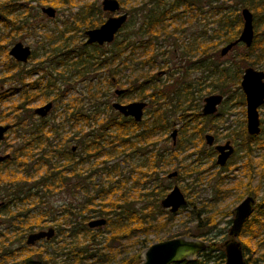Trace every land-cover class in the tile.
<instances>
[{"label": "trees", "instance_id": "trees-1", "mask_svg": "<svg viewBox=\"0 0 264 264\" xmlns=\"http://www.w3.org/2000/svg\"><path fill=\"white\" fill-rule=\"evenodd\" d=\"M21 1L26 3L30 0H8L0 3V27L32 34L35 26H29L28 19L29 17L37 19V17H33L30 10L26 11L19 4ZM76 1L84 0H52L51 5L54 7L73 5ZM125 1L118 0L121 6ZM148 2L152 6L147 10L139 27L122 34L123 29L128 27L126 23L113 42L104 47L97 45L88 47L82 44L75 49L70 48L72 42L65 37V33L68 32L66 28L59 32L55 40L48 37L47 45L50 46V50L46 58L50 63L56 62V64L65 66L64 71L60 73L63 78L66 72L77 73L80 78L100 70H106L110 75L105 79V83L101 84L99 81L95 88L88 87L95 93H90L88 90V101L92 107L87 111L82 108V100L78 97L65 101L64 96L67 90L56 87L60 76L53 78L49 74L44 83L40 84L36 81V83L23 86V90L15 88L12 91V95L18 94L20 97L18 103H13L10 108V112L14 115L11 128L16 132L23 131L25 138L10 153V159L0 164V188H3L0 213L2 226L6 231V235H2L0 241V264H85L88 260H93L95 264H113L117 258L113 244L121 238V235L133 230L132 228L129 230V224L135 221L136 229L146 233L148 227L151 226L148 220L152 219V214L164 212L160 201L166 196L165 190L168 187L164 188L157 175L160 169L163 170L164 166L170 163V159L165 157L167 152L165 153L164 150L154 149L152 152L149 148L156 147L155 137L165 134L173 127V123L170 122L171 102L169 100L179 98L181 95L184 96L188 105L180 109L178 114L177 119L181 124L180 136L176 147L169 148L168 157L177 158L192 137L199 143L201 142L205 119L200 115L199 105H192L194 93L189 90L192 87L190 84L179 83L176 89H172L166 84L159 86L157 81L152 80L151 87H149L151 93L147 94V77H143L145 82H140L139 78H136V81L130 83L129 88L137 94L140 100H144L146 96L151 99L150 108L145 114L147 118H143L141 123H134L112 109L109 103L110 98L112 99L109 87L114 86L112 80L118 74V67L127 68L126 62L138 48H153L154 41L160 33L165 32L166 35H170L167 33L169 22L182 18L184 15H194L196 10L201 16L203 8L199 6L201 0H148ZM246 2L241 0L243 8H250L253 11V24L256 26L259 10L257 3L253 2L249 5ZM260 8L264 9V3ZM223 12L222 5L214 9V13L219 14L216 20L217 27L212 35L216 40L214 44L216 48L220 43L225 45L234 41L242 27L241 17L236 11L229 14ZM101 15V9L97 4L85 3L75 13L74 26L71 29L79 31L83 37L84 31L96 28L103 23ZM174 30L177 29L174 28ZM8 35L10 37V34ZM258 36L255 33L252 45L248 49V53L258 52L256 53L257 60L250 61L247 55L240 56V60L236 63L237 78L241 77L242 68L261 64L264 58V30L260 34L261 38ZM145 37L147 40L144 39ZM199 50L201 54L206 53L204 43L199 44ZM191 51L192 45L186 46L183 52L184 57ZM151 56L152 54H149L141 64H149L152 60ZM34 57L35 53L30 59L33 60ZM192 66V69L213 72L219 83L222 82L220 77L226 76L225 70L220 69L213 62L209 66L208 63L200 61L197 66L196 63ZM6 68L12 72L18 68V65L10 60ZM187 68L190 69V67ZM187 68L183 66V73H186ZM27 75H31V72ZM13 76L18 77L17 84H22L25 80V77L18 73ZM13 76L9 75L8 78H13ZM65 82L66 80L63 79V83ZM236 90L238 99L244 104L240 89ZM219 93L226 95L222 89ZM3 98L0 97V101ZM164 99L167 101L161 102ZM35 100L52 101L54 111L59 109L61 111L59 119L45 117L33 120L35 119L33 110L28 106ZM189 108L192 110V117L188 116ZM2 115L7 118V115ZM66 126L69 130L66 132L67 136L62 135ZM238 133L240 135L236 134L235 137L242 136L241 147L249 159L253 138L246 135L244 128ZM53 139H57L56 143ZM257 140L260 141L258 146L264 149V142L262 143L264 140L259 138ZM69 145L72 146L68 148ZM135 159L136 166L131 163ZM122 163H130V172L136 174V180L131 188L136 190L137 197H141L142 193L141 198L145 199L146 204L141 208H133L130 204L131 188L126 187L127 181L120 174ZM86 164H89L88 167L83 168ZM250 166L248 160L246 167L250 168ZM39 167L44 169L42 175L38 172ZM261 167L264 176V157ZM189 168L187 166L179 170V177L196 173V169ZM37 173L38 178H35ZM101 175L106 176L107 180L97 183L95 178ZM149 181L153 182L151 191L143 192L138 189L146 188ZM183 190L187 192L185 188ZM247 193L251 195L249 185ZM56 195L63 197L58 206L52 202ZM28 204L32 209L38 210L36 215H31L29 208H20ZM188 204L194 209L193 203L189 200ZM205 213L207 214V211ZM205 213H196L192 210L190 214L195 221L194 230H187L182 236L192 239L203 238L204 230L216 225L214 216L207 214L204 219H201ZM260 217L264 218L263 209L254 212L242 233L244 239L241 245L246 264H264V253L254 260L246 256L251 250L258 248L259 228L257 225L263 224ZM94 218H102L106 221L103 226L110 228L109 237L102 236L103 226L94 229L88 227V223ZM171 219L170 213H166V221ZM253 220H256L258 224L253 225ZM48 223L52 224L56 234L52 240L44 241L47 247L42 250L26 246L23 237L47 227ZM144 224L147 226H143ZM125 227L129 231H126ZM9 234L13 236V239L8 236ZM101 242H103L102 245H100ZM146 243L147 240H143L142 247ZM48 249H50L49 252ZM138 258V255H131L117 264H135ZM224 263L222 245L211 243L208 249L198 254L195 261H183L178 264Z\"/></svg>", "mask_w": 264, "mask_h": 264}, {"label": "rangeland", "instance_id": "rangeland-1", "mask_svg": "<svg viewBox=\"0 0 264 264\" xmlns=\"http://www.w3.org/2000/svg\"><path fill=\"white\" fill-rule=\"evenodd\" d=\"M8 0H0V3ZM52 0H30L29 2H19L26 11L30 10V13L33 17H37V19H33L29 17L28 25L35 26V31L32 34H27L25 31L14 30L13 28L2 29L0 27V96L4 97L3 100L0 101V125H10L12 127L13 117L14 115L10 112V108H12L13 103H18L20 95L14 94L12 95V91L16 89L23 90V86H28L30 84L39 82L44 83L46 80V76L49 74L52 77H59L60 80L57 81L56 87H59L63 90H67L66 95L64 96L65 101H68L71 98L78 97L82 100V108L87 111L91 108V104L88 101V87L91 86L95 88L99 81L105 83V79L110 75L107 74L106 70H100L98 72H91L83 78H80L77 73L70 72L65 73V78H63L60 73H62L65 69V66L61 64H56V62L50 63L47 57V52L50 50V46L47 45L48 37L55 40L59 35L61 30L67 29L65 37L68 38L72 42L70 48L81 46L85 42V36H81L79 31H74L71 29L74 26V15L77 10L85 3H95L100 7L102 0H84V1H76L73 5H62V6H52ZM246 3L252 5L253 2L257 3L258 6V15H257V25H254V35L258 34V38L260 34L264 30V9L260 8L264 0H245ZM222 5L224 10L223 13H231L236 11L240 15V11L243 8L241 4V0H201L199 6L203 8L202 14L198 18H193L190 15H184L182 18L169 22L167 24V33L170 35H166L165 32L160 33L157 40L154 41L153 48H138L130 57V59L126 62L127 68L120 71L117 74V78L119 79V86L117 87H109L110 98L109 103L115 99L114 90L116 88H126L130 86V83L136 81V78H139L138 81H144L148 75L159 74L157 84L160 86L161 84H166V86H171V88L176 89V86L180 83L190 84L192 89L190 88L194 94L192 95V105H199L202 107L203 99L212 94H220L219 90L222 89L226 92V97L224 100L226 102L222 103L217 111V115H219L213 121L205 122V132L203 134H210L215 137L217 144H223L230 138H227V135L230 137L233 134L241 131V127L244 125L245 120V105L240 104L238 99V91L237 88L240 89L239 82L240 78L236 77L237 70V62L240 60V56L247 55V59L250 61H256V53H248V49L244 47V45L239 44L232 51H230L225 57L220 58L219 51L221 47L224 45L222 43L218 44L216 48L214 44H216V40L213 38L214 30L217 27V18L219 16L218 13H214L215 7ZM151 3L148 0H126L124 5L121 6L119 13H127L128 14V22L127 28L123 29L122 34L129 33L133 30H136L139 25L142 23L144 19V15L147 10L151 7ZM52 7L56 10V15L54 18L49 19L41 13L42 8ZM101 9V8H100ZM252 14L253 11L248 8ZM102 22L106 21L108 17L111 15L109 13L102 12ZM118 13V14H119ZM39 15V16H38ZM116 16V15H115ZM255 19V20H256ZM236 23V22H235ZM177 29V30H174ZM242 28V27H241ZM241 29L239 30L240 33ZM10 34V37L9 35ZM239 35V34H238ZM9 37V38H8ZM212 37V38H211ZM121 38L120 36L118 37ZM147 40V37L144 38ZM17 42H21L23 45L30 47L32 52L35 53V57L33 60H30L27 64L24 65L22 71L25 73L28 71H32L31 75H26L25 80L22 84L16 82L18 81L17 76H13V72L5 70V66L8 65L10 60H13L9 55L8 51ZM204 43L206 46L207 53H211L212 62L220 69L225 70L226 76H221V83L217 80L216 74L213 72H204L203 70L197 69L194 70L192 67L188 69L185 67L186 73L183 69V65L186 63L184 59H182V52L189 44L194 45ZM152 54V63L149 65H142V61L146 59V57ZM198 57H201L199 51L197 49L194 51L193 56L186 58L189 61H196ZM165 60V61H163ZM186 60V61H187ZM261 64L253 67L256 70L264 72V58L261 60ZM43 63V64H42ZM120 68H122L120 66ZM244 68H242L243 72ZM166 71V73H165ZM13 76V78H8V76ZM169 76V77H168ZM63 79L66 80L63 83ZM114 79V78H113ZM238 81V83H237ZM113 83V82H112ZM219 83V84H218ZM101 87V85H99ZM103 90L105 91V86L103 84ZM150 90V88H147ZM90 91V90H89ZM241 92V90H239ZM93 90L90 91V93ZM149 92V91H148ZM171 92V91H170ZM169 92V93H170ZM190 100V99H189ZM123 101L125 102H133L140 101L137 94H129L126 96ZM167 101V100H166ZM165 101V102H166ZM171 102L170 106V122L173 123V127L169 129L163 135L155 137L156 147L151 149L153 152L154 149L161 150H169L172 145V141L170 138V133L174 129H178L180 126V122L177 117L180 113V109L185 108L188 104L184 100V96L176 97L174 100H169ZM49 102V101H48ZM52 102V101H50ZM47 102L35 100L32 104L28 106V108H38ZM169 103V102H168ZM176 105V106H175ZM178 105V106H177ZM191 108V107H190ZM189 108V109H190ZM188 109V108H186ZM59 112L54 111V105L52 110L48 113L47 119L51 117H56L59 119ZM259 118L261 121V133L258 136L259 139L264 140V105H262L258 109ZM2 114L7 115V118H4ZM35 119L33 120H36ZM145 118L147 116L145 115ZM14 129V127H13ZM69 131L67 126L63 129L62 135H68L66 132ZM11 130L5 135L4 142L0 144V156L4 154L12 153L13 149L16 148L17 145L21 144L25 138L23 131L16 132ZM190 133V132H189ZM179 137H177L178 139ZM54 143H56V140ZM197 139L194 137L191 138V142L187 143V147L179 153L177 158L168 157V152L165 154V157L170 159V163L163 170H159L157 178L162 182V185L168 187L165 190V193H169L174 185L178 186L182 193L185 195L187 201L193 203L194 209L188 203L181 207L176 213L170 214L172 216L171 220L166 221V213L168 211L166 209H162L164 212L154 213L152 214V219H147L150 227L146 233L136 229V222L133 221L129 224V230L132 228L131 232H126L121 235V238L116 240L113 244L114 251L117 254V258L113 264H117V262L121 261L123 258H128L131 255H138V259L135 264H141L144 258V252L153 244L158 242H163L166 240L181 238L186 236H182V234L187 230H194L195 221L193 220V216L190 212L193 210L194 212L205 213L207 211L208 215L214 216V221L216 223L213 228H206L204 230L205 236L203 238H196L195 240L201 241L205 244V250L209 248L211 243H220L221 245L227 239V232L229 229V224L227 223L229 219L228 213L233 211L234 208L240 203V197L245 195V189L242 188L248 181L247 177V169L244 167V162L246 160L243 157L244 151L241 149L238 150L239 144H241V137L238 138L237 141H233V145L237 148V152L235 156L231 159L232 164L228 170H220L219 167L215 164V157L209 155V148L205 145L203 139L202 143H198ZM264 141H262L263 143ZM69 145L68 148H70ZM251 154L249 159L252 160L254 168L253 174V182L252 187L258 188L257 200L264 199V178L259 177V173L261 172L260 162L263 161L264 157V149L256 146V143L253 142L251 148ZM38 152V150H36ZM119 161V160H118ZM133 161V160H132ZM136 159L134 162H131L134 166H136ZM259 164V165H258ZM89 164L83 166V168H87ZM120 166V174L126 179L127 188H131L136 180V174L134 172H130V163H122ZM132 165V166H133ZM190 167L189 169H196V173L191 174L185 177H177L176 179H167V175L173 171H179L183 167ZM44 169L43 167L38 168V172L42 175ZM35 178H38V173L35 174ZM114 179V178H113ZM106 176L101 175L95 178L97 183L103 181L106 182ZM115 180V179H114ZM152 181L147 183L146 188H138L141 191H151L152 190ZM238 184H241L237 187ZM186 189L187 192L183 189ZM130 204L133 208H141L145 205V199L141 197H137V192L134 189H130ZM3 188H0V203L3 199L2 197ZM63 199L62 195H56L52 202L56 203V206L60 205V201ZM260 204V203H259ZM21 209H30L31 215H36L38 212L37 209H32L31 206L25 205L21 206ZM19 208V209H20ZM202 215L201 219L207 215ZM192 216V217H191ZM102 218H94L92 220H97ZM263 224L257 225L259 228V236H258V248L257 250L250 251L246 256L256 259L261 253H264V218H259ZM91 220V221H92ZM162 223L164 225H162ZM49 224V223H48ZM255 224V225H256ZM143 226H147L144 224ZM154 226V227H153ZM49 227H52V224H49L47 227L40 229L45 230ZM128 228L125 227L126 231H129ZM110 228L108 226H103L101 228L102 236L109 237ZM38 231V230H36ZM35 232V231H34ZM0 241L2 239V235H6V231L2 226V215L0 213ZM26 234L23 237V241L25 242ZM11 239L13 236L11 234L8 235ZM147 240L146 245L142 247L141 242L143 240ZM205 239V240H204ZM240 241V239H236ZM101 242L100 245H102ZM16 246V244L14 245ZM47 245L41 241L32 248L34 249H42L44 250ZM253 247V246H252ZM204 250V251H205ZM223 250V247H222ZM48 252L50 249L47 250ZM216 254V253H214ZM198 255L190 256L186 258L184 261L191 262L197 259ZM85 264H95L93 260H88Z\"/></svg>", "mask_w": 264, "mask_h": 264}, {"label": "water", "instance_id": "water-1", "mask_svg": "<svg viewBox=\"0 0 264 264\" xmlns=\"http://www.w3.org/2000/svg\"><path fill=\"white\" fill-rule=\"evenodd\" d=\"M120 3L118 0H102L101 10L109 14H118L120 11ZM42 13L49 19L55 17L56 10L52 7L42 8ZM240 15L243 21L242 29L238 38L225 45L220 50V56H225L237 44L243 43L246 47H250L254 38L253 15L248 8H242ZM127 20V14L122 13L116 16L109 17L100 26L88 29L84 32L86 37L85 45L97 44L102 46L113 42L115 35L122 28ZM31 54L30 48L18 42L15 43L9 50V55L15 61L26 63ZM240 88L245 95L246 101V131L249 135L254 136L260 133V121L258 108L264 103V72L254 68H246L242 74ZM120 92L117 91V94ZM222 97L220 95H211L204 99L202 113L204 115L213 114L216 107L220 104ZM112 109L118 111L125 117H132L136 122H140L142 118V110L145 107L144 103L134 102L128 105H119L112 103ZM52 109V103L47 102L44 105L36 108L34 113L40 118H45ZM9 126H0V141L3 140L4 134L8 131ZM174 139L176 131L171 134ZM206 143L212 145L213 137L205 136ZM218 154L217 164L223 166L232 153V148L229 143L223 146L216 147ZM9 156L0 157V161L7 159ZM176 173L170 174L168 177L175 176ZM253 199L245 198L235 210V218L232 222L230 235L236 237L240 232L243 223L252 213ZM186 204V200L177 186L160 201V206L163 209L169 210L170 213H176L178 209ZM106 221L104 219L92 220L88 223L90 229L102 227ZM54 235L53 229L40 231L29 234L26 238V245L33 246L37 241L42 239H50ZM205 244L195 239H187L185 237L174 238L163 242H158L150 246L144 252V258L141 264H178L183 262L190 256H196L205 250ZM225 263L224 264H246L243 256L240 243L236 241L226 242L224 244Z\"/></svg>", "mask_w": 264, "mask_h": 264}, {"label": "flooded vegetation", "instance_id": "flooded-vegetation-1", "mask_svg": "<svg viewBox=\"0 0 264 264\" xmlns=\"http://www.w3.org/2000/svg\"><path fill=\"white\" fill-rule=\"evenodd\" d=\"M121 6V5H120ZM100 8H101V4H100ZM42 10V9H41ZM102 11V10H101ZM103 12V11H102ZM41 13H42V11H41ZM105 13V12H104ZM252 13V12H251ZM43 14V13H42ZM119 14H121V13H119ZM127 14V13H126ZM44 15V14H43ZM55 15H56V13H55ZM111 16H115V15H118V14H110ZM190 15V14H189ZM192 15V14H191ZM253 15V14H252ZM45 16V15H44ZM110 16V17H111ZM193 16V18L195 19V18H198L199 16H200V13L196 10V12L194 13V15H192ZM240 17H241V15H240ZM109 18V17H108ZM127 21H128V14H127V20H126V22H125V24L127 23ZM241 21H242V18H241ZM253 21H254V17H253ZM104 23V22H103ZM124 24V25H125ZM242 24H243V21H242ZM123 25V26H124ZM123 26H122V28H123ZM121 28V29H122ZM121 29L117 32V34L121 31ZM242 29V28H241ZM253 29H254V24H253ZM85 32V31H84ZM117 34L115 35V37L117 36ZM240 34V33H239ZM85 36V35H84ZM239 36V35H238ZM114 37V38H115ZM238 38V37H237ZM236 38V39H237ZM235 39V40H236ZM85 40H86V37H85ZM234 40V41H235ZM233 42V41H232ZM18 43V42H17ZM21 43V42H20ZM85 43V42H84ZM239 44H242V45H244L243 43H239ZM239 44H237L236 46H238ZM84 46H88V47H91L92 45H97V44H91V45H85V44H83ZM106 45H109V44H104V45H102V46H99V45H97V46H99V47H104V46H106ZM190 45H192V44H189L188 46H190ZM225 45H227V44H225ZM225 45H223L222 47H221V49L225 46ZM13 46V45H12ZM196 47L195 48H193L194 47V45H192V51H191V53L190 54H188L186 57H184V54H183V52H182V56L183 57H181L182 59H184V62L186 63L185 65H183V66H185V67H193L192 65H195V63H196V66H197V64H198V62H200V61H203L205 64H209V66L212 64V56H211V53H207V51H206V53L205 54H201L200 53V50H199V44H196L195 45ZM235 46V47H236ZM234 47V48H235ZM244 47L246 48V49H249L250 47H246L245 45H244ZM30 48V47H29ZM233 48V49H234ZM197 49H198V51H199V54H200V56L201 57H198L197 58V60L196 61H189L190 60V58H191V56H193V54H194V51L196 50V52H197ZM220 49V50H221ZM232 49V50H233ZM232 50H230V51H232ZM30 51H31V54H30V56H29V58H28V60H27V62L26 63H21V62H17V61H15L12 57V62L13 63H16L17 65H18V68L15 70V71H12L14 74L13 75H15V74H20L22 77H25L26 75H27V73H29V72H32V71H28V72H26L25 71V73L22 71V68L24 67V65L25 64H27L31 59V56H32V54L34 53V52H32V50L30 49ZM229 51V52H230ZM228 52V53H229ZM227 53V54H228ZM226 54V55H227ZM8 55H9V51H8ZM127 55V54H126ZM225 55V56H226ZM10 56V55H9ZM125 56V55H124ZM123 56V57H124ZM219 56H220V51H219ZM225 56H220V58H223V57H225ZM189 57V60H187L186 58H188ZM187 60V61H186ZM149 63H152V61H150ZM189 63V64H188ZM147 65H149V64H147ZM6 67V66H5ZM122 67V66H121ZM250 66H246L245 68H244V70L246 69V68H249ZM251 68H253V67H251ZM126 69V68H125ZM5 70H7L8 71V69L7 68H5ZM122 70H124V69H122V68H120V66L118 67V74H119V72L120 71H122ZM194 70H197L196 68H194ZM244 70H243V72H244ZM9 72V71H8ZM243 72H242V74H243ZM165 73H166V71H165ZM26 74V75H25ZM159 74L160 73H158V74H151V75H148L147 76V82H146V84H147V88H149V87H151V81L152 80H155V81H159L158 80V76H159ZM242 74H241V77H242ZM169 77V76H168ZM241 77H240V81H241ZM112 82H113V84H114V87H117V86H119V79L116 77V78H114L113 80H112ZM145 82V81H144ZM21 84V83H20ZM19 84V87L21 86ZM239 86H240V82H239ZM21 88V87H20ZM22 89V88H21ZM20 89V90H21ZM240 90H241V88H240ZM117 91H119L120 93L119 94H117ZM149 91V92H148ZM147 91V94L148 93H151V88H150V90H148ZM114 96H115V99L112 101V103H117V104H119V105H122V106H124V105H128V104H130V103H134V102H141V103H144L145 104V107L143 108V110H142V118H141V121L143 120V118H145V114H146V110H148L149 108H150V102H151V99L150 98H148V96H146L145 98H144V100H140V101H133V102H125V101H123V99L126 97V96H128L129 94H135V92L133 91V90H131L130 88H129V86L128 87H126V88H122V89H120V88H116L115 90H114ZM241 93H242V95H243V97H244V104H242L241 103V101H240V104H242V105H245V120H244V125L241 127V129L242 128H244L245 129V133H246V135L248 136V137H252L253 138V140H252V144H253V142H255L256 143V146L257 147H259V148H262L263 149V147H260V146H258V144H259V140H257L259 137V135H260V133H261V121H260V118H259V121H260V133L258 134V135H254V136H251V135H249L248 133H247V131H246V126H247V121H246V101H245V95H244V93L242 92V90H241ZM212 95H220L221 97H222V100H221V102H220V104L216 107V111L213 113V114H209V115H204L203 113H202V110H203V106H204V99L206 98H204L203 99V105H202V107H199V112H200V115L205 119L204 120V122H206V121H213V120H215L219 115H217V111H218V108H219V106L222 104V103H224V102H226L225 100H224V97H226L227 95H221V94H212ZM209 96H211V95H209ZM209 96H207V97H209ZM1 97V96H0ZM165 100L166 99H164V100H162L161 102H163V103H165ZM226 100H227V97H226ZM52 103V102H51ZM112 103H111V105H112ZM44 105V104H43ZM262 105H264V103L262 104ZM261 105V106H262ZM260 106V107H261ZM259 107V108H260ZM52 108H53V104H52ZM258 108V109H259ZM36 109V108H35ZM34 109V110H35ZM34 110H33V114H34V116H36V117H38V118H40L39 116H37L35 113H34ZM52 110V109H51ZM50 110V111H51ZM114 110V109H113ZM190 110V111H189ZM188 111L190 112L189 114H188V116L189 117H192L191 116V112H192V110L191 109H189ZM115 112H117L119 115H121L122 117H124V118H128V119H131L134 123H141V121L140 122H136L132 117H125V116H123L122 114H120L118 111H116V110H114ZM258 115H259V113H258ZM47 117V116H46ZM188 117V118H189ZM0 126H5V125H0ZM9 126V129H8V131L4 134V138H3V140H1L0 141V144H2L3 142H4V139H5V135L11 130V126L10 125H8ZM180 126H181V124H180ZM179 126V128L178 129H174L173 128V130L171 131V133H170V138H171V141H172V145H171V149H174L175 147H176V145H177V143H178V140H179V138L177 139V137H179L180 136V129H181V127ZM204 126V132H205V125H203ZM240 129V130H241ZM176 131V136H175V138L173 139L172 138V136H171V134H172V132L173 131ZM236 134H239L240 135V133H236ZM236 134H233V136L232 137H230L229 135H227V138H230V140H227L225 143H223V144H217V142H216V139H215V137L214 136H212V135H210V134H203L202 135V139H203V141H204V143H205V145L209 148L208 150H210L209 151V155H211L212 157H215L216 158V160H215V164L219 167V169L220 170H222V171H224L225 169L226 170H228L230 167H231V164H232V161H231V159L235 156V154H236V152H237V148H235V146L233 145V141L235 142V141H237L238 140V138L239 137H241V142H242V136H237V137H235V135ZM207 135H210V136H212L213 137V143H212V145H208L207 143H206V138H205V136H207ZM191 142V141H190ZM190 142H188V143H190ZM199 143V142H198ZM202 143V140H201V142H200V144ZM226 143H229V146L232 148V153L230 154V156L228 157V159L226 160V162H225V164L223 165V166H220V165H218L217 164V157H218V152H217V150H216V147L217 146H223V145H225ZM242 144V143H241ZM241 144H239V146L238 147H240L241 146ZM188 145V144H187ZM252 148V147H251ZM239 149H241V147L240 148H238V150ZM72 151H74V149H72ZM244 151V154H243V157H245L246 158V160H245V162H244V167L247 169V177H248V181L244 184V185H242V188H244L245 189V195L244 196H242V197H240V203L236 206V208L241 204V202L245 199V198H247V197H251L252 199H253V204H252V213H251V215L248 217V219H246V221L243 223V225H242V228H241V230H240V232L237 234V236L236 237H232L231 235H230V229H231V226H232V222H233V220H234V218H235V210H236V208H234V210L233 211H230L228 214V216L229 217H232L231 219H229L228 220V224H229V229H228V232H227V237L229 238V239H227V240H225L224 242H223V244H222V247H223V252H224V256H225V248H224V244L226 243V242H231V241H236V242H238V243H240V245H241V242H242V240L244 239V236H243V230H244V227L246 226V223L251 219V217H252V215L254 214V212L257 210H261V209H263L264 210V199H261V200H257V193H258V188H253L252 187V182H253V174H254V168H255V165H253V163H252V160L251 159H248L247 158V156H246V152H245V150H243ZM252 151V150H251ZM165 153L166 152H169V150H165L164 151ZM168 154V153H167ZM250 154H251V152H250ZM9 156L7 159H5V160H3V161H0V164L1 163H3V162H5L6 160H8V159H10V154H4V155H2V156H0V157H3V156ZM248 160H249V162H250V164H251V166H250V168H248V167H246V163L248 162ZM261 164H262V161L260 162V166H261ZM259 165V164H258ZM172 173H176V175L175 176H173V177H171V178H169L168 176L170 175V174H172ZM259 175V177H261V178H264V176H263V174H262V167H261V172L258 174ZM177 177H179V171H173V172H171V173H169L168 175H167V179H176ZM180 178V177H179ZM241 184H238L237 185V187H239ZM248 185H249V188L251 189V195L250 194H248L247 193V189H248ZM174 186H176V185H174ZM173 186V187H174ZM172 187V188H173ZM178 187V186H177ZM179 188V187H178ZM172 190V189H171ZM170 190V191H171ZM169 191V192H170ZM181 191V190H180ZM181 193H182V191H181ZM168 194V193H167ZM166 194V195H167ZM183 194V193H182ZM183 196H184V198H185V200H186V204L188 203V201H187V199H186V197H185V195L183 194ZM260 203V204H259ZM185 204V205H186ZM184 205V206H185ZM2 206V203H0V207ZM184 206H182V207H184ZM181 208V207H180ZM179 208V209H180ZM163 209V208H162ZM178 209V210H179ZM167 210V209H166ZM168 212H169V210H167ZM170 213V212H169ZM170 214H174V213H170ZM257 222H256V220H253V225H255ZM260 225V224H259ZM215 227V226H214ZM48 229H53L54 230V235H53V237L52 238H50V239H42V240H39V241H37L35 244H37V243H39V242H41V241H45V242H47V241H50V240H52L54 237H55V234H56V231H55V229L54 228H52V227H49V228H47V229H45V230H38V231H35V232H32V233H37V232H40V231H47ZM32 233H30V234H32ZM29 235V234H28ZM27 235V236H28ZM27 236H26V238H27ZM240 239V241H237L236 239ZM25 241H26V239H25ZM25 243V242H24ZM34 244V245H35ZM25 245H26V243H25ZM33 245V246H34ZM27 246V245H26ZM29 247H32V246H29ZM241 249H242V245H241ZM243 252V251H242ZM244 256V255H243ZM245 259V258H244Z\"/></svg>", "mask_w": 264, "mask_h": 264}]
</instances>
